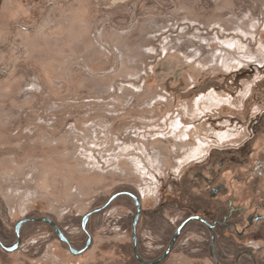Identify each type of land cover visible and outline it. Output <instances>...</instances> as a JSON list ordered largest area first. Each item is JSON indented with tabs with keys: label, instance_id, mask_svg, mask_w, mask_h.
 <instances>
[{
	"label": "rangeland",
	"instance_id": "obj_1",
	"mask_svg": "<svg viewBox=\"0 0 264 264\" xmlns=\"http://www.w3.org/2000/svg\"><path fill=\"white\" fill-rule=\"evenodd\" d=\"M25 1L9 0L0 11L3 243H16L17 221L49 217L82 249V217L129 191L142 201L139 253L158 258L183 217L168 204L170 194L179 195L166 181L179 180L213 148L237 149L232 134L205 123L191 133L178 117L168 119L158 67L168 58L190 67L189 86L202 76L250 70L238 94L251 87L264 93V0ZM197 93L202 100L179 101L178 108L223 106L212 90ZM262 106L252 103L253 117ZM251 134L238 129L236 143ZM134 214V201L121 196L93 215L87 223L93 244L79 256L48 225L25 224L20 248H0V264H140L133 256ZM250 236L256 251L264 247V233ZM205 237L186 227L161 264H214ZM217 247L224 248L220 239Z\"/></svg>",
	"mask_w": 264,
	"mask_h": 264
},
{
	"label": "flooded vegetation",
	"instance_id": "obj_2",
	"mask_svg": "<svg viewBox=\"0 0 264 264\" xmlns=\"http://www.w3.org/2000/svg\"><path fill=\"white\" fill-rule=\"evenodd\" d=\"M158 72L159 81L167 90L164 105H168L163 111L160 109L159 113L164 112L168 119L178 117L182 124L188 125L190 132L198 128L200 130L204 123L208 124L217 134L223 131L232 134L228 136L233 139L230 143L237 144V149H228L225 154L224 149H211L207 156L196 162V166L185 170L179 180L166 181L165 186L173 193L175 188L179 195L172 197L170 194L169 206H174L176 212L183 214L175 230L189 218L201 217L213 227L217 259L215 261L212 258L214 264H264V255L261 254L264 247L256 251L254 236H250L255 232L264 233V93L252 94L251 87L247 95L238 94L245 83L251 81L250 70H234L229 77L218 73L211 78L202 76L191 86L187 80L192 73L190 67H180L176 60L168 58L160 63ZM209 89L217 95L223 106L215 110L193 111L178 108L179 101L188 104L195 98L202 100L204 93L197 91ZM238 99L242 101L241 105L237 103ZM253 102L263 105L254 117L251 112ZM235 105L241 107L236 108ZM191 114L197 115L199 120L191 118ZM238 129L240 133L252 134L244 140L238 139L236 143ZM189 139L190 135L187 141ZM189 226L209 236L211 255L209 227L201 221H190L186 227ZM232 235L237 240L231 239ZM206 237L205 240H208ZM218 239L224 248L217 247Z\"/></svg>",
	"mask_w": 264,
	"mask_h": 264
},
{
	"label": "water",
	"instance_id": "obj_3",
	"mask_svg": "<svg viewBox=\"0 0 264 264\" xmlns=\"http://www.w3.org/2000/svg\"><path fill=\"white\" fill-rule=\"evenodd\" d=\"M121 196L130 197L135 203V214H134L133 219H132L131 238H132V246H133V256L137 260V262H139L140 264H161L171 254V252L173 251L174 246H175L178 238L181 235V232L183 231V229L186 227V225L190 221H201V222H204L209 227V229L211 230V237H212L211 245H210L211 255H212V258L215 261H217L216 255H215V235H214L213 227L201 217H191L188 220H186L184 223H182L174 231V233H173V235H172V237H171V239L169 241L168 246L166 247L164 252L158 258H156L154 260L144 259L139 253V249H138V232H137L139 220H140L141 213H142V201L139 198V196H137L134 193L129 192V191H121V192H117V193L113 194L102 206L91 210L90 212H88L87 214H85L82 217L81 228H82V231L87 236L86 244H85V246L82 249H76L72 245L69 237L65 234V232L58 226V224L56 222H54L49 217L24 218V219H21V220L17 221V223L15 224V228H14V231H15V234H16V237H17L16 243L13 246H11V247H7L3 243V241L1 240V237H0V248L3 251L7 252V253H13V252L17 251L20 248L21 241H22L21 234H20L21 228L25 224H29V223H43V224L48 225L49 227H51V229L53 230L54 234L57 236L59 241H61L63 244H65L68 247L69 252L73 256H79V255L85 253L86 251H88L91 248L92 244H93V237L87 230V223H88L89 219L93 215H95V214H97L99 212H102L105 209H107L117 198H119ZM254 264H256V262Z\"/></svg>",
	"mask_w": 264,
	"mask_h": 264
},
{
	"label": "trees",
	"instance_id": "obj_4",
	"mask_svg": "<svg viewBox=\"0 0 264 264\" xmlns=\"http://www.w3.org/2000/svg\"><path fill=\"white\" fill-rule=\"evenodd\" d=\"M9 0H0V11H1V13H2V11L4 10V9H6V5H7V2H8ZM26 2V4H28L29 2H30V0H26L25 1ZM39 224H41V225H43V223H39ZM47 226V225H46ZM47 227H49V226H47ZM50 228V230L53 232V230L51 229V227H49ZM2 240V239H1ZM71 240V239H70ZM72 242V241H71ZM168 245V244H167ZM166 248V247H165Z\"/></svg>",
	"mask_w": 264,
	"mask_h": 264
}]
</instances>
